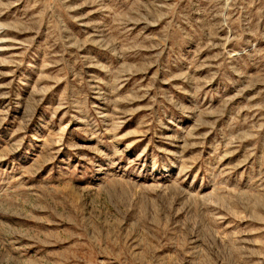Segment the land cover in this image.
I'll list each match as a JSON object with an SVG mask.
<instances>
[{
  "label": "rangeland",
  "instance_id": "obj_1",
  "mask_svg": "<svg viewBox=\"0 0 264 264\" xmlns=\"http://www.w3.org/2000/svg\"><path fill=\"white\" fill-rule=\"evenodd\" d=\"M0 264H264V0H0Z\"/></svg>",
  "mask_w": 264,
  "mask_h": 264
}]
</instances>
